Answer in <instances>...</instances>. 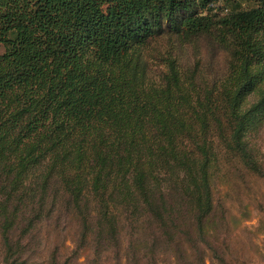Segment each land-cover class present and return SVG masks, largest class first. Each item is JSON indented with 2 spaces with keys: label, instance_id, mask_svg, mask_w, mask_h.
<instances>
[{
  "label": "trees",
  "instance_id": "trees-1",
  "mask_svg": "<svg viewBox=\"0 0 264 264\" xmlns=\"http://www.w3.org/2000/svg\"><path fill=\"white\" fill-rule=\"evenodd\" d=\"M243 1L0 0L2 264H34L54 221L73 247L43 264H205L203 249L226 264L209 240L215 144L248 166L264 120V93L245 106L264 82V0ZM165 35L224 53L212 88L173 62L148 79L139 51Z\"/></svg>",
  "mask_w": 264,
  "mask_h": 264
},
{
  "label": "rangeland",
  "instance_id": "rangeland-1",
  "mask_svg": "<svg viewBox=\"0 0 264 264\" xmlns=\"http://www.w3.org/2000/svg\"><path fill=\"white\" fill-rule=\"evenodd\" d=\"M218 5L228 10L253 7L243 0H218ZM3 50L0 46V54ZM139 52L147 63L148 79L155 82L168 72L169 62H173L185 85L194 82L203 88H212L225 69L224 53L204 37L187 42L165 35L150 41ZM263 93L264 82L247 98L245 106ZM245 141L251 160L248 166L218 139L216 161L210 169L216 214L210 224L209 240L215 238L214 245L226 264H264V120L246 134ZM69 225L54 221L49 228L40 227L41 244L37 253L32 254L34 264H43L54 246L62 244L60 241L73 247ZM18 234L19 231L15 236ZM202 253L205 264H213L208 251L203 249Z\"/></svg>",
  "mask_w": 264,
  "mask_h": 264
}]
</instances>
